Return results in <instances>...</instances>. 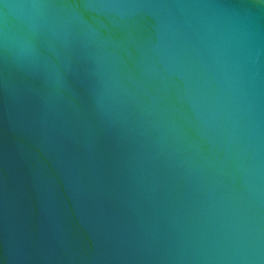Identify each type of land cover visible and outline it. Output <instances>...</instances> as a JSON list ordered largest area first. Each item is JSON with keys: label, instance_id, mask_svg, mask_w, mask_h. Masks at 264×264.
Here are the masks:
<instances>
[{"label": "water", "instance_id": "obj_1", "mask_svg": "<svg viewBox=\"0 0 264 264\" xmlns=\"http://www.w3.org/2000/svg\"><path fill=\"white\" fill-rule=\"evenodd\" d=\"M0 264H264V0H0Z\"/></svg>", "mask_w": 264, "mask_h": 264}]
</instances>
